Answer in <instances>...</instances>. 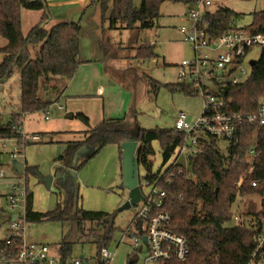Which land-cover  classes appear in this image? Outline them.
Instances as JSON below:
<instances>
[{
	"label": "trees",
	"instance_id": "1",
	"mask_svg": "<svg viewBox=\"0 0 264 264\" xmlns=\"http://www.w3.org/2000/svg\"><path fill=\"white\" fill-rule=\"evenodd\" d=\"M102 11L106 0H97ZM188 2L190 0H184ZM163 0H141L135 7L133 0H111L108 26L111 30H129L133 28L151 29L159 17ZM94 3V1H93ZM40 11L39 23L23 36L21 32V11ZM238 14L227 8H220L209 15L211 27L215 33L231 28ZM51 16L46 0H0V37L6 45L0 49L4 55L0 64V83L6 82L15 68L19 71L18 110L4 123L0 115V139L16 140L21 144V136L15 123L22 115L47 110L51 103L44 101L40 91H57L54 81L57 78L70 80L79 65L78 42L81 27L78 23H58L46 30ZM253 33L264 35V9L254 13L252 22L247 26ZM39 46V56L31 59L30 47ZM154 46L143 45L137 48L135 59L142 63L155 59ZM154 89L159 85L149 79ZM173 92L179 91L192 95L184 84L170 85ZM58 92V91H57ZM224 95L234 102V110L254 112L260 104L264 105V46L260 57L252 66L246 81L229 85ZM88 126V118L78 113L74 116ZM127 119H104L97 126L82 132L81 140L65 143V149L59 158L56 169L57 188L62 192L63 201L53 211L36 212L33 210V194L27 190L24 219L26 223L42 221L59 222L66 226L63 241L59 246L61 264L71 254L73 244H93L96 255L102 248H109L116 232L114 214L102 211L84 210L79 204L74 172H78L104 147L114 145L121 158V143L134 137L138 144L137 158L139 167L145 171L146 178L153 181L151 157L154 156L152 143L158 142L163 168L172 159L177 148L183 145L184 134L172 129H137L134 136L127 132ZM237 137L229 142L227 155L220 153L217 139L209 137L208 143L197 155L190 167L189 176L182 165H170L165 176L171 178L170 184H160L166 192L163 211L170 215L169 230L183 236L189 246V256L185 261H173L166 264H246L254 248L252 229L245 226H225L233 215L231 207L237 196L262 194L264 191V126L249 124L239 126ZM29 143H24V146ZM84 147L91 154L77 167H73L76 154ZM254 147L256 159L254 169L248 173L249 151ZM159 170V169H158ZM33 173L34 168L24 167V174ZM158 172V171H157ZM244 178L242 180L241 177ZM40 180V179H39ZM256 187H251L252 182ZM238 182H240L238 184ZM27 183V182H26ZM42 183V182H41ZM250 204V203H249ZM247 215H256L255 205L250 204ZM21 239H15L12 246L0 241V249L11 255L17 252ZM127 259L126 264H132Z\"/></svg>",
	"mask_w": 264,
	"mask_h": 264
},
{
	"label": "rangeland",
	"instance_id": "2",
	"mask_svg": "<svg viewBox=\"0 0 264 264\" xmlns=\"http://www.w3.org/2000/svg\"><path fill=\"white\" fill-rule=\"evenodd\" d=\"M141 0H133L135 7H139ZM210 11L216 12L220 8H227L238 14L234 25L239 28L247 27L252 22L254 13L264 9V0H211ZM105 11H102L101 5L89 6L87 12L81 17L74 16L75 22L83 27V34L80 37V59L89 58L93 54V45L97 40L102 41L103 58L106 55L111 56L112 52L106 49L107 42L113 45L114 55L117 56L114 64V71L117 80L126 81L131 86V95L128 98L130 111L122 118L127 119V132L134 136L137 129H172L178 113L183 112L189 120L195 119L201 111V99L195 95H186L179 91H171L170 85L181 84L177 78V65L182 60H188L192 54L189 47L182 41L177 28L186 22L182 17L188 9V2L184 0H163L159 17L155 21V26L151 29L133 28L129 30H110L108 29L107 16L109 15L111 0H106ZM40 11H21V32L24 37L40 21ZM80 14V12L78 13ZM51 16V15H50ZM92 25V26H91ZM94 29V34L90 30ZM148 43V44H147ZM154 45L156 58L142 63L135 59L137 48L143 45ZM6 45V41L0 37V49ZM261 50L256 48L252 50L244 68L249 72L250 64L256 63L260 57ZM31 59L35 60L39 56V46L30 47ZM4 55L0 52V64ZM106 60L104 64L107 65ZM147 63L145 66L144 64ZM54 81L57 91L62 90V86L67 88L68 80L60 79ZM149 79L155 81L158 89H154ZM19 71L13 70L12 76L4 83H0V115L4 123H7L12 116V112L18 110L19 101ZM124 80V81H123ZM125 87V85H124ZM125 89V88H124ZM57 91L41 90L40 96L49 103L55 102ZM105 94L102 96L91 90L84 97L67 95L56 101L49 108L48 119L44 118V110L28 113L22 121V131L29 135L37 134L40 140L31 142L23 147L21 155H18L17 161L23 163L24 167L34 168L37 173L44 177H52L53 183L50 190H46L39 180V177L33 173L18 174L12 168V160L9 153L12 151L16 141L0 139V168L5 172V177L0 178V240L9 236V219L11 215L22 217L23 210L15 208L11 210L8 206L7 194L11 192L12 185L15 183L23 184L27 182V190L33 193V209L36 212H48L56 208L58 203L63 201L62 192L57 188L58 175L56 169L59 167V155L62 153L63 142L67 140H81L82 133H78L86 128L79 119L70 118L71 114L81 112L89 117V126L98 125L101 117L102 103L108 94L105 88ZM115 96L116 92L111 91ZM113 96V97H114ZM116 100V99H115ZM117 101V100H116ZM62 106L63 110L58 111L56 106ZM109 106V103H108ZM123 115V114H121ZM101 122V121H100ZM99 122V123H100ZM54 131H66L65 134L52 133ZM76 135H78L76 137ZM29 143V142H27ZM4 145V146H3ZM217 145L222 155H227L229 142L218 140ZM154 156L151 157L153 170L160 169L161 151L158 142L152 143ZM195 148L191 147L184 150L176 163L189 168L186 156L191 157V152ZM94 158V157H93ZM92 158V159H93ZM176 154L173 155L169 163L174 162ZM90 159L89 161H91ZM84 161V160H83ZM87 162V164L89 163ZM92 162V161H91ZM87 164L82 167L78 173L75 172L76 190L79 193V204L84 210L102 211L114 214V225L116 232L109 250L114 253L111 264H126L127 259L132 252V241L126 238L120 243L121 233L129 226L134 210L128 209L118 212L117 209L123 204L126 192L122 198L119 183L112 185V191L103 188L94 187L95 172L92 168H87ZM141 176L145 175L142 167H139ZM77 174V176H76ZM264 201V191L262 194H251L237 196L231 207L233 215L232 220L225 226H236V219L241 218L244 224H253L262 211ZM255 205L253 217L246 214L250 204ZM142 205H140L141 207ZM23 240L26 243H37L49 245L53 248L54 254H59V246L63 241V235L66 232V226L59 222L42 221L38 223H25L23 230ZM96 255V248L93 244H73L72 251L66 264L70 261L80 258H91ZM142 257L137 264H142ZM0 264H24L16 261Z\"/></svg>",
	"mask_w": 264,
	"mask_h": 264
},
{
	"label": "built area",
	"instance_id": "3",
	"mask_svg": "<svg viewBox=\"0 0 264 264\" xmlns=\"http://www.w3.org/2000/svg\"><path fill=\"white\" fill-rule=\"evenodd\" d=\"M211 6V0H190L184 15L186 22L177 28L182 41L189 47L192 54L190 59L182 60L177 65V78L181 84L190 88L193 95L201 99V111L193 120H189L183 112L178 113L173 129L184 134V141L183 145L175 151L174 162L153 171L156 175L153 181L139 173L138 186L144 201L131 207L134 210L131 222L127 229L122 231L120 239V243L126 238L132 241V252L129 256L132 264H137L141 255H143L142 264L182 262L189 256L187 240L168 228L170 215L162 210L166 192L160 188L161 183H171V178L165 176V171L170 165H177L176 160L180 154L188 148H195L191 152V157L186 156V161L191 167L194 158L208 143L209 137L231 142L237 137L238 128L243 124L264 126L263 104H260L254 112L235 111L233 100L224 95V89L229 85L246 81L255 63L250 64L249 72L244 68V64L252 50L262 49L264 35L253 33L247 27H236L234 24L222 33H215L209 19V15L214 13L210 11ZM45 114L48 115V112L45 111ZM23 116L15 123L16 130L21 136V144L14 140L16 144L9 153L12 161L21 155L24 143L39 140V136L22 131ZM249 156L248 173L253 171L255 166L254 147L250 149ZM183 167L191 176L190 167ZM4 177L5 172L0 168V178ZM243 178L244 176L240 180ZM256 186L255 181L251 183V187ZM26 196L25 180L23 184L19 182L13 184L11 192L7 195L10 209L14 210L18 207L23 210V215L22 217L13 215L14 220L9 222V236L0 241H4L5 246H12L15 239H21V243L14 255L0 249V262L61 264L60 255H55L51 246L24 242L22 236L26 223L24 219ZM236 224L250 228L254 232V248L246 264H264V201L262 211L253 224H244L241 218L236 219ZM143 237H146L145 242L142 240ZM113 258L114 253L109 248H102L98 255L74 259L69 264H111Z\"/></svg>",
	"mask_w": 264,
	"mask_h": 264
},
{
	"label": "crops",
	"instance_id": "4",
	"mask_svg": "<svg viewBox=\"0 0 264 264\" xmlns=\"http://www.w3.org/2000/svg\"><path fill=\"white\" fill-rule=\"evenodd\" d=\"M46 4L49 10V13L51 15L50 22L45 26L46 30H50L52 26L58 23H64V22L78 23L81 27L79 42H78L79 65L77 66L76 72L73 75V77L70 80H68L67 88H65L66 85L62 86V90H59L57 92L56 94L57 98L55 102L56 101L58 102L61 98L67 95L84 97L88 95V93L93 89H95V92L97 91L98 94L102 96L103 94H105L104 92L105 88H107L109 92L103 100V103H102L103 113L101 114V117L99 118L100 119L99 122L104 119L122 118L124 117V115H127V113L130 111V108H131V105H129L128 98L132 94L131 93L132 89L130 85L126 84V81L123 80L124 82L122 83V81L117 80L116 73H113L115 60L117 59V56L113 54L115 51L114 47H112L113 45H111L108 42L106 44V49H109L112 52L111 56L106 55V58H108L107 60L103 58V46H101L102 41L100 40H97L96 44L93 45V54L91 57L89 58L84 57L83 60L79 58L80 56V37L83 34L82 32L83 27L81 26L80 23L83 22L82 21L83 18H80L81 20L79 23V22H75L76 20L74 19V16L81 15V17H83L85 15L84 13L87 12V10L89 9V6H92V5L95 6L97 4H100V2H98L97 0H46ZM104 6H105V3H103V7ZM79 12L80 14H78ZM184 15H182L181 19L184 17ZM40 18H41V15H40ZM108 29H109V26H108ZM90 32L94 34V29L90 30ZM149 45H152V44H149ZM104 60H106L107 65L104 64ZM111 91L116 92L115 96L112 95ZM55 102H53V104ZM108 103H109V106H108ZM53 104L51 103L48 109L45 110L46 112H48V115H46L44 111L45 120L48 119L49 108ZM54 106H56L58 111L63 110L62 106H59V105H54ZM78 113H81V112H77L76 114ZM76 114H71L70 118H75L74 116ZM25 115L26 114H24V116ZM86 117L89 120V117L88 116ZM90 128H93V127L89 126L88 124V126H86L85 129L81 130L78 133H82L86 130H89ZM52 133H59L61 135V134H65L66 131H54ZM33 135H37V134H33ZM77 136L78 135H76V137ZM131 138H134V137H131ZM39 140H40V137H39ZM69 141H75V140H67L63 142V146H62L63 150L65 149V143ZM63 150H62V153H63ZM91 152L92 151L89 147L82 148L76 154L74 158L73 167L77 168L83 162V160H85L91 154ZM61 154L59 156H61ZM91 161H89L86 167L89 169L92 168L93 171L95 172V177H94L95 182L93 184L94 187L100 188V189L103 188V189L112 191L113 189L111 188L112 185L119 183V187L122 191V193L119 195V198L121 199L123 193L126 192V196L124 198L125 200L123 201L124 203L127 200V191L121 187V181H122L121 158L119 156L118 148L114 145L106 146L96 156H94V158ZM52 183H53V178H52ZM52 183H51V186H52ZM50 188L49 189L46 188V190H50ZM112 192L115 193L114 191ZM77 195L79 197L78 191H77ZM0 210L2 209L0 208ZM12 217L13 215H11L9 222Z\"/></svg>",
	"mask_w": 264,
	"mask_h": 264
},
{
	"label": "water",
	"instance_id": "5",
	"mask_svg": "<svg viewBox=\"0 0 264 264\" xmlns=\"http://www.w3.org/2000/svg\"><path fill=\"white\" fill-rule=\"evenodd\" d=\"M147 63L144 65L146 66ZM139 144L135 138H130L120 145L122 152L121 156V173L122 181L121 187L127 191V200L117 209L118 212H122L130 209L131 207L144 201V197L138 186L139 183V162L137 158ZM13 170L18 173H23V163L13 160L11 162ZM75 175V174H74ZM73 175V176H74ZM39 179L47 189L50 188L52 183V177H43L39 175ZM12 217L11 220H14ZM146 241V237L142 239Z\"/></svg>",
	"mask_w": 264,
	"mask_h": 264
}]
</instances>
